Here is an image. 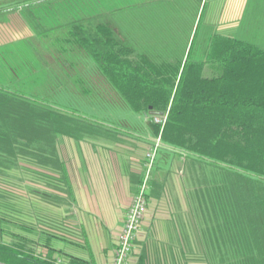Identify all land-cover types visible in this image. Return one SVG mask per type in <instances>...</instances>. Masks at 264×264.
Listing matches in <instances>:
<instances>
[{
	"label": "trees",
	"instance_id": "obj_1",
	"mask_svg": "<svg viewBox=\"0 0 264 264\" xmlns=\"http://www.w3.org/2000/svg\"><path fill=\"white\" fill-rule=\"evenodd\" d=\"M5 3L4 10L20 11L33 34L0 44V260L56 264L61 257L82 264L70 254L52 257L55 234L17 219L12 198L18 180L31 189L33 182L39 185L35 190L44 200L60 201L67 191L60 155L65 136L118 141L133 134L54 99L71 85H88L91 92L81 94L92 95L89 75L72 71L85 58L133 112L146 117L150 136L136 135L151 138L146 170L160 139L145 197L146 207L158 201L154 215L175 217L162 263L264 264V0H249L232 36L204 30L196 40L201 15L192 41L175 53L162 41L146 51L125 41L107 19L116 12L105 0L94 9L88 0ZM159 8L156 26L168 16ZM174 16L179 26L187 24L179 12ZM164 114V124L156 122ZM172 172L180 176L185 210L167 197Z\"/></svg>",
	"mask_w": 264,
	"mask_h": 264
},
{
	"label": "crops",
	"instance_id": "obj_2",
	"mask_svg": "<svg viewBox=\"0 0 264 264\" xmlns=\"http://www.w3.org/2000/svg\"><path fill=\"white\" fill-rule=\"evenodd\" d=\"M4 1L0 0V8L7 4V1ZM171 1L175 3L177 0ZM178 2L180 8L175 7V11L183 16L182 21L188 23L192 20L191 25L189 24V42L192 32L197 30L201 15L205 24L204 30L209 32L210 36L214 33L228 36L236 34L249 4V0H202L201 6L198 7L200 0ZM152 8L155 9V6H151L150 11ZM153 9L155 17L156 10L153 12ZM4 11L0 12L3 13L1 15L5 14L2 18L6 20L4 24L0 23V35L6 39L0 41V44L32 35L19 12L12 13L15 16L13 21ZM154 26L155 24L148 27V35ZM181 26L180 31L183 29ZM201 37H198L200 41ZM162 46L166 45L162 43ZM150 139L137 136L134 138L144 150ZM65 145L72 146L74 150L73 157L70 148L68 156L63 157L67 171V193L61 192L58 202L46 201L45 219H42L46 222V229L55 234L51 241V256L55 258L59 254H70L78 257L82 264H111L127 210L137 192L139 174L145 167L143 160L146 159L137 152H123L122 145H107L97 139L79 142L73 140L71 143L61 144L60 150ZM37 218L42 221L40 216ZM174 218V215H161L160 212L154 215L153 210L148 226L145 225V220L142 223L137 243L126 264H163L166 256L164 244H168L170 238L175 236ZM38 251L46 253L47 248L40 245Z\"/></svg>",
	"mask_w": 264,
	"mask_h": 264
},
{
	"label": "rangeland",
	"instance_id": "obj_3",
	"mask_svg": "<svg viewBox=\"0 0 264 264\" xmlns=\"http://www.w3.org/2000/svg\"><path fill=\"white\" fill-rule=\"evenodd\" d=\"M7 2L13 1V0H5ZM4 1V2H5ZM90 1V7L94 9V7L99 6L103 0H88ZM107 4H110L112 10H115L116 15L115 16H109L107 18L109 22L117 28V33L119 35L121 34V37L125 39V41L130 42V44H134L138 48L146 51L147 49L150 50L153 43L159 44L164 43L166 46L165 49L167 52H170L169 49H171L173 52H178L179 50L183 51L185 47L187 46V43L189 42V35L191 27H189V24L191 25L192 22H188L187 24H182L181 28L182 31H180V27L178 25V21L176 20V17L174 16V13L176 12L175 7L180 8V4L177 1L173 3L171 0H105ZM171 3V4H170ZM155 6L157 9H153V12L157 10L160 12L161 8L159 6L164 7L165 13L168 15L167 18H164L165 21L160 26H154L152 29V32L150 35H148L147 27H150L151 21L152 26L156 23V20L158 19L157 16L154 17V19L151 20V12L149 11L148 7ZM157 4V5H155ZM178 5V6H177ZM10 8V9H9ZM177 8V9H178ZM4 10L3 8H1ZM151 9V11H152ZM6 13L15 20V16L12 13H20L18 10H13L11 7L6 8ZM3 13H0V23L4 24L6 21L3 20L4 15H1ZM21 14V13H20ZM6 15V17H8ZM3 17V18H2ZM146 17H148V20L146 22V26H144ZM188 20V19H187ZM175 23V25H174ZM1 24V25H2ZM4 27V25H2ZM1 28V26H0ZM29 28V26H28ZM205 24L201 22V27L198 30V36H196V40H198V37H201L202 31H204ZM147 30V31H146ZM195 31V30H194ZM192 36L195 32H192ZM33 34V33H32ZM150 39H149V38ZM192 38V37H191ZM190 38V42L192 39ZM6 38H4L3 35H0V41H4ZM200 40V39H199ZM152 41V42H151ZM174 52V53H175ZM85 58H82L79 62L76 63L75 68L72 70L75 76V73H77L80 70L85 71L88 75L87 81L90 82L89 85L93 88L92 95H82L81 93L84 92V90H88L87 92H91L88 85L83 84L78 89H75V86L71 85V91L67 92L65 90L62 91V94L54 98L56 101L61 103V105L73 108L77 111H80L81 113L89 116V117H96L99 120H102L106 124H110L112 126H116L120 129H123L125 131H130L133 134L129 136L120 135V139L118 141L116 140H106V139H97L102 140L104 143L115 145L119 144L122 145L124 148L123 152L127 151V153L135 154L136 152L139 155H142L146 157L147 149L150 148L148 145L147 148L144 150L143 146L137 142H135L134 138L138 134L140 136H143L144 134L147 136H150V133H147L148 127L146 126V117L143 114L133 112L126 104L123 102V100L120 98L118 94L114 91V89L111 87L110 84H107V81L104 79V77L100 74L99 70H96V68L93 66L94 64L91 62H88L87 60L84 61ZM52 61L54 63V59L52 58ZM58 64H56L54 67H57ZM81 68V69H79ZM57 71H59V67H57ZM59 73V72H58ZM86 75V74H85ZM72 76V75H71ZM72 84V82H71ZM69 88V87H67ZM82 89V90H81ZM83 141L91 140V139H82ZM73 139L66 137L63 138L61 144H68L71 143ZM94 141V140H91ZM67 147V149L64 150V148ZM62 150H60V153L62 157L66 158L68 156V148H70L71 156L73 154L74 156V150L72 149V146L65 145ZM113 148V147H112ZM137 148V151H136ZM128 149V150H127ZM129 151V152H128ZM134 152V153H133ZM65 153V155H64ZM112 154H115L112 152ZM136 154V155H138ZM72 156V157H73ZM146 160H143V165L146 167ZM161 161V165H162ZM143 168L139 174V180L142 178L145 179V175L147 174L148 169ZM153 169V168H152ZM149 174L148 180L154 177L155 174L152 171ZM170 182V193L168 194L169 200L175 201L177 203V200L184 210L187 208V200L186 195H184V189L181 186L180 176L176 174V172H172V174L169 176ZM148 182V181H147ZM34 187L33 189L26 187L22 182L16 180L14 184V189L16 191V194L13 196V201H15V209H18L19 211H15L14 215L17 219H21V221L28 223H33L36 225L38 229L43 227L42 225L46 226L45 220V204L46 200H44L40 192H36L35 188L39 187L36 183L33 182ZM42 186V185H40ZM135 195V194H134ZM134 197V196H133ZM134 200V198H133ZM132 200V202H133ZM158 202V201H157ZM157 202L155 199H153L152 202H148L149 205L146 207V214L144 217L145 225L148 224L149 220L151 221L153 216V210H155L157 206ZM132 204V203H131ZM130 204V205H131ZM151 206V208H150ZM173 206V205H172ZM163 207V206H162ZM171 207V206H169ZM148 208V209H147ZM150 208V209H149ZM165 208V207H164ZM170 210L172 208H169ZM174 210V209H173ZM167 211V210H166ZM164 215L166 214L165 211ZM162 215V211L160 212ZM168 214V213H167ZM166 214V215H167ZM41 218L42 221H39L37 217ZM144 222V221H143ZM148 226V225H147ZM5 228H8V225H4ZM46 228V227H44ZM17 231H22L19 228L15 227L13 228ZM142 229V228H141ZM140 229V230H141ZM25 234H28L27 231L24 232ZM139 234V233H138ZM10 234H6V239L10 240ZM29 235V234H28ZM32 236V235H31ZM32 237H36L38 239V236L35 234ZM42 240V239H41ZM118 246V244H117ZM113 253V259L111 264L113 263L115 257H116V249ZM37 249V248H36ZM57 256H55L56 258Z\"/></svg>",
	"mask_w": 264,
	"mask_h": 264
},
{
	"label": "built area",
	"instance_id": "obj_4",
	"mask_svg": "<svg viewBox=\"0 0 264 264\" xmlns=\"http://www.w3.org/2000/svg\"><path fill=\"white\" fill-rule=\"evenodd\" d=\"M167 119V114L158 116L155 118L156 122L164 124ZM160 139L157 140V144L148 153V163H147V174L145 179L141 182L138 192L134 195V200L127 210L125 217V222L123 228L118 236V246L116 249V257L112 264H126L132 251L135 247L136 238L141 228V223L145 215V210L147 206V199L145 197L148 191V177L151 172V167L155 159V152L158 147ZM56 264H69V262L64 258H58Z\"/></svg>",
	"mask_w": 264,
	"mask_h": 264
},
{
	"label": "water",
	"instance_id": "obj_5",
	"mask_svg": "<svg viewBox=\"0 0 264 264\" xmlns=\"http://www.w3.org/2000/svg\"><path fill=\"white\" fill-rule=\"evenodd\" d=\"M0 264H9V263H6V262L0 260Z\"/></svg>",
	"mask_w": 264,
	"mask_h": 264
}]
</instances>
